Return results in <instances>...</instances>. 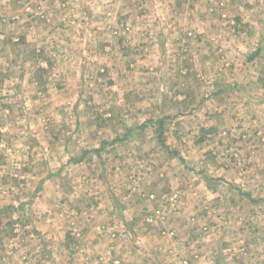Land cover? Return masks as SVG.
Segmentation results:
<instances>
[{"label": "rangeland", "instance_id": "1", "mask_svg": "<svg viewBox=\"0 0 264 264\" xmlns=\"http://www.w3.org/2000/svg\"><path fill=\"white\" fill-rule=\"evenodd\" d=\"M233 16L223 31L247 56L177 40ZM248 67L254 120L240 122L263 146L264 0H0V264H173L172 244L187 264H264V149L231 150L251 163L224 188L234 204H182L177 188L220 165L210 147L235 121L198 102Z\"/></svg>", "mask_w": 264, "mask_h": 264}, {"label": "crops", "instance_id": "2", "mask_svg": "<svg viewBox=\"0 0 264 264\" xmlns=\"http://www.w3.org/2000/svg\"><path fill=\"white\" fill-rule=\"evenodd\" d=\"M232 4H233L232 8L235 11L236 6H237L235 5L236 2L234 1ZM216 25L220 29V32L215 37L213 36L205 37L204 35L202 36L195 35L193 37L188 36L189 37L188 38L186 37V35H182L177 40L179 41L180 45H184L185 42L189 40L200 39L201 37L206 38L207 41L210 43V45L214 43V49H215L214 53L221 60L222 59L227 60L229 59L230 56L234 60V58L236 57L238 58L241 54L246 55V53H243L244 51H242V48L239 46L238 42L233 40L232 37H228L229 34H226L223 31V29L227 28L226 27L227 25H229L228 26L229 29L240 26L241 22H239V19L238 18L234 19V16H233V17H230L229 20L221 21L219 22V24L216 23ZM211 26H215V22H212ZM233 33L234 31H232V34ZM176 38L174 37L173 39H176ZM199 44L200 43H198L197 46H199ZM198 53H195V55H198ZM256 55L257 53L252 55L249 59L251 58L253 59V57H255ZM181 58H184V59L189 58V54L184 53V55ZM220 71L222 72L220 74H225L227 69L223 68ZM229 71H230V75L236 76V78H233L229 83L228 81H226V79L221 80V84L223 85H217V84L213 85L214 87H212L213 89L212 91L214 94L207 99H204L202 101L200 100L198 102L200 108L199 107L198 108L199 110H203V108H206L207 106H212L214 109L213 112L219 114L221 117L230 116V118L235 121L234 127H224L220 129L219 130L220 139L218 140L214 139L213 140L214 148L210 147L211 154L215 155V157H213L212 159L221 160V163H219L220 165H215L214 167L206 161L205 162L206 167L201 166L200 169H196L197 173H195L198 176L201 175L202 179L200 178L198 179V181L196 179L194 181L196 183H193L192 182L193 180L190 181L189 179L190 174H187L185 175V178H187V180L184 178L181 180L182 183H180V186L177 187L179 189L178 190L179 192L178 191L177 192H178L179 200L181 201L182 204H186V205L193 204V203L208 204L210 200H212V203L214 204L216 201L217 202L219 201L221 203H227V204L231 202L232 204H234L237 196H235L234 194L227 195L226 192L223 193L224 188H231L232 190H234L235 188L238 187L239 185L238 182H241L242 186L245 187V185L243 184H245L246 182L242 181L240 178H243L245 174L249 170H251V163L247 161L246 159H243L242 163L231 164L230 163V161H232V159H230V157L232 158L231 153H230L231 150L233 148L242 149L245 146L251 148L253 152H258V151L262 152V149H264V144H262L263 146H260L259 144V137L256 136L257 134L254 135L253 125L247 124V125H242L241 127V122H240L242 118L254 120V116L252 115L250 111H248L247 108L252 105V96L249 90H251L250 82H251V78L255 70L248 67L246 70L231 68V70ZM261 100L262 101L260 103L264 105V99H261ZM200 114L201 112L197 111L196 113H194V115H192V117L195 115L198 116ZM184 117L185 116H180L179 117L180 121ZM196 120H197V117H196ZM206 131L207 132L210 131L209 127H207ZM230 137L231 138L234 137L237 140L229 141L228 138ZM223 140H226V142L228 143L221 142ZM202 152L203 153H201L199 157L201 161H199L196 164V166L199 165L200 162L204 161V156L207 154V153H204L205 150H203ZM239 154L240 153L237 150L236 156L238 157ZM191 172L192 170H189L188 173H191ZM233 172L236 175H238L239 181L235 180V177H233ZM164 174L161 175L162 177L159 176V178L166 179L168 175L167 173H164ZM204 175L207 176V178H205ZM165 179L164 181H166ZM45 183L49 184L50 182L49 180H47ZM194 186L196 189L195 194L192 193V189H194ZM189 188L191 189L189 190ZM140 190H141L140 188L133 189V191H138V192ZM162 196L163 195L158 196V198H161ZM147 202L149 201L144 202V204ZM132 205H135V204L132 203ZM133 210H135V208H133ZM140 211H141V207H138L137 205L136 211L133 213V221H135ZM204 212L205 211H201L200 214H203ZM132 224H130V226L127 225V228H128L127 230L130 229ZM125 228L126 227H123L122 230H118V231H127ZM175 247L180 248L178 250L180 251V254H178V257L175 259L173 264H175L176 262H178L179 264H187V261L192 260L191 258L192 251L187 252L189 253V257L184 256L182 254L183 251H181L182 247L178 244H172L171 246H168L169 252H174V251L178 252L175 250ZM144 249H145V246H144ZM216 252H217L216 258H217V261L219 262H224L225 260L230 261V260L235 259V257H230L229 253H225V248L223 247H220V246L217 247ZM227 252L229 251L227 250ZM194 257L197 260L204 259L203 254L198 250L195 251Z\"/></svg>", "mask_w": 264, "mask_h": 264}]
</instances>
